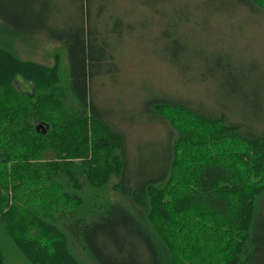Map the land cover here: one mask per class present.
<instances>
[{"label":"trees","instance_id":"1","mask_svg":"<svg viewBox=\"0 0 264 264\" xmlns=\"http://www.w3.org/2000/svg\"><path fill=\"white\" fill-rule=\"evenodd\" d=\"M75 1L69 28L34 0H0V264H264V128L150 99L165 152L135 177L125 133L89 92L113 58ZM40 36L60 45L50 65L20 56Z\"/></svg>","mask_w":264,"mask_h":264},{"label":"rangeland","instance_id":"2","mask_svg":"<svg viewBox=\"0 0 264 264\" xmlns=\"http://www.w3.org/2000/svg\"><path fill=\"white\" fill-rule=\"evenodd\" d=\"M34 2L50 8L51 27L73 28L82 20L78 1ZM86 6L96 52L102 59L106 44L113 58L111 65L99 60L89 92L125 133L135 177L153 174L148 169L159 166L165 152V123L144 113L150 99L188 100L195 110L221 113L253 132L264 128V9L241 0H87ZM34 39L31 52L20 56L50 65L60 45ZM175 232L169 240L180 244ZM184 238L185 246L203 252Z\"/></svg>","mask_w":264,"mask_h":264},{"label":"water","instance_id":"3","mask_svg":"<svg viewBox=\"0 0 264 264\" xmlns=\"http://www.w3.org/2000/svg\"><path fill=\"white\" fill-rule=\"evenodd\" d=\"M39 125H41V124H39ZM37 128H39V127H37Z\"/></svg>","mask_w":264,"mask_h":264}]
</instances>
